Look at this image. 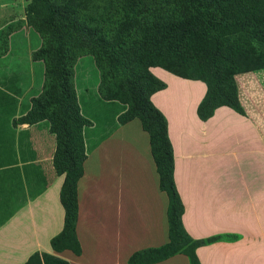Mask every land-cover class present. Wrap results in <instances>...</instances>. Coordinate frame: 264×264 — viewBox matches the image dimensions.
Instances as JSON below:
<instances>
[{
    "label": "crops",
    "instance_id": "obj_1",
    "mask_svg": "<svg viewBox=\"0 0 264 264\" xmlns=\"http://www.w3.org/2000/svg\"><path fill=\"white\" fill-rule=\"evenodd\" d=\"M23 21L15 23L24 28ZM85 58L77 61L76 76L79 63L94 65ZM148 70L165 85L149 101L166 122L184 231L193 240L236 236L197 247L199 264H264V68L233 76L242 115L222 106L205 121L196 116L202 82ZM96 86L85 96L76 89L80 114L90 122L82 131L85 159L75 185L78 255L50 247L64 212L63 175L51 165L54 137L47 123H19L28 105L18 116L2 107L0 264H24L35 252L67 264H127L134 252L168 242L167 197L158 187L148 135L138 119L120 121L125 106L102 100ZM154 264L189 262L176 254Z\"/></svg>",
    "mask_w": 264,
    "mask_h": 264
},
{
    "label": "trees",
    "instance_id": "obj_2",
    "mask_svg": "<svg viewBox=\"0 0 264 264\" xmlns=\"http://www.w3.org/2000/svg\"><path fill=\"white\" fill-rule=\"evenodd\" d=\"M25 23L40 39L30 58L42 63L43 82L18 122L48 123L54 137L51 165L63 175V226L50 240L51 249L80 252L74 234L75 185L85 159L82 131L90 122L80 114L72 75L84 56L97 70L98 96L125 106L119 120L136 118L147 133L158 187L167 197L168 242L134 252L127 264H154L176 254L199 264L197 247L234 240L233 235L193 240L184 231L166 122L149 101L165 85L148 69L202 82L205 93L196 107L201 121L222 106L242 115L233 76L264 68V0H30ZM24 264L67 263L35 252Z\"/></svg>",
    "mask_w": 264,
    "mask_h": 264
},
{
    "label": "rangeland",
    "instance_id": "obj_3",
    "mask_svg": "<svg viewBox=\"0 0 264 264\" xmlns=\"http://www.w3.org/2000/svg\"><path fill=\"white\" fill-rule=\"evenodd\" d=\"M29 1H0V9H6V11L0 12V50L6 51V55L0 59V88L3 90H0V97H3L4 103H6L5 106H1L3 100L0 98V115L4 114L2 107H5L6 113L11 116L22 114L26 110V105H28L29 109L30 99L36 97L41 91L43 82L42 63L28 61L31 53L40 45L38 35L25 23V7ZM18 20H24V23L22 22L24 28H21L20 24L15 23ZM86 57V60L92 61L90 56ZM77 61L73 66L72 75L76 100V89L77 93L85 96V94L89 95L92 93L95 84L98 85L97 70L94 65H92L91 69L88 66L86 67L88 64L83 63L86 61L79 63L81 72L80 75L76 76L75 65ZM28 86L29 90L26 89ZM28 98L29 102L27 104Z\"/></svg>",
    "mask_w": 264,
    "mask_h": 264
}]
</instances>
